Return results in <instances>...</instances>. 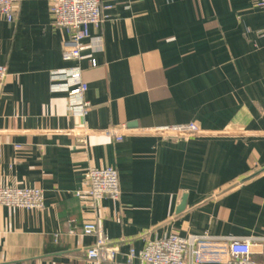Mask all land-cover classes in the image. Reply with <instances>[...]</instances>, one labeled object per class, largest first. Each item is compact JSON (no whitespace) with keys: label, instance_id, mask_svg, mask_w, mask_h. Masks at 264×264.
<instances>
[{"label":"crops","instance_id":"1","mask_svg":"<svg viewBox=\"0 0 264 264\" xmlns=\"http://www.w3.org/2000/svg\"><path fill=\"white\" fill-rule=\"evenodd\" d=\"M258 0H102L82 60L65 62L69 33L51 0H22L0 16V187L37 188L44 208L0 207V264H90L97 236L131 247L171 233L264 243V8ZM96 61L92 67L91 61ZM79 68L86 114L52 72ZM198 124L188 139L136 135ZM79 130L94 133L80 146ZM118 171L121 198L93 202L91 168ZM185 210L178 216L181 204ZM264 264V257L256 258Z\"/></svg>","mask_w":264,"mask_h":264},{"label":"built area","instance_id":"2","mask_svg":"<svg viewBox=\"0 0 264 264\" xmlns=\"http://www.w3.org/2000/svg\"><path fill=\"white\" fill-rule=\"evenodd\" d=\"M22 0H0V16L13 24L19 12ZM51 14L56 26L69 33L62 46V58L65 62H78L83 58L90 28L100 27L104 22L102 0H51ZM258 8H264V0L257 1ZM96 67V61H91ZM52 81L64 82V91L68 92L74 108H80L86 114L89 104L84 96L88 90L79 68L58 70L51 74ZM8 77L6 67L0 66V88ZM98 134L88 130H79L78 144L84 146L87 139ZM116 142L136 135H158L168 139H188L206 134L198 124L166 126L150 130H131L126 127L111 128L104 131ZM3 145L0 142V159ZM86 191L77 193L79 197H88L93 202L110 199L118 202L121 198L118 171L113 167L91 168L87 174ZM44 193L37 188L0 187V207L23 209L27 211L44 208ZM83 234L97 236V242L86 251L90 264H261L257 257H264V243L256 240L217 238L208 235H189L182 237L171 233L163 238L148 240L143 249L137 251L131 247L124 255L125 263H119L121 250L118 244L104 237L101 222H86Z\"/></svg>","mask_w":264,"mask_h":264},{"label":"water","instance_id":"3","mask_svg":"<svg viewBox=\"0 0 264 264\" xmlns=\"http://www.w3.org/2000/svg\"><path fill=\"white\" fill-rule=\"evenodd\" d=\"M185 207H186V202L184 200V202L181 204L179 210H178V216L177 218H179L180 214L185 210Z\"/></svg>","mask_w":264,"mask_h":264}]
</instances>
